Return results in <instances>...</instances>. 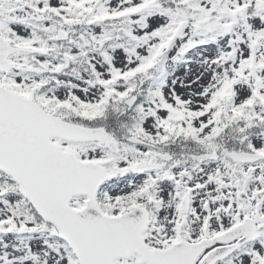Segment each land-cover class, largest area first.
<instances>
[{
    "label": "snow or ice",
    "instance_id": "1",
    "mask_svg": "<svg viewBox=\"0 0 264 264\" xmlns=\"http://www.w3.org/2000/svg\"><path fill=\"white\" fill-rule=\"evenodd\" d=\"M0 264H264V0H0Z\"/></svg>",
    "mask_w": 264,
    "mask_h": 264
}]
</instances>
